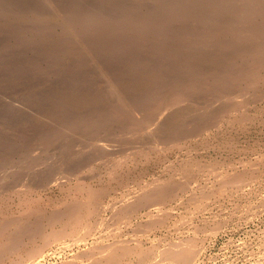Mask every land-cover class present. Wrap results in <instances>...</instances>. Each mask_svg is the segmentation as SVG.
Instances as JSON below:
<instances>
[{"label": "rangeland", "instance_id": "obj_1", "mask_svg": "<svg viewBox=\"0 0 264 264\" xmlns=\"http://www.w3.org/2000/svg\"><path fill=\"white\" fill-rule=\"evenodd\" d=\"M79 178L109 189L80 238L63 225ZM154 187L161 204L118 220ZM0 205V229L39 227L0 264H90L124 239L147 253L119 264H264V0H0Z\"/></svg>", "mask_w": 264, "mask_h": 264}, {"label": "bare ground", "instance_id": "obj_2", "mask_svg": "<svg viewBox=\"0 0 264 264\" xmlns=\"http://www.w3.org/2000/svg\"><path fill=\"white\" fill-rule=\"evenodd\" d=\"M263 38V37H262ZM243 42V41H242ZM235 62V61H234ZM223 74V73H222ZM231 74V73H230ZM218 75V74H217ZM219 76V75H218ZM221 76V75H220ZM223 76H224V74H223ZM222 78V77H221ZM198 87V86H197ZM193 88V87H192ZM195 88V87H194ZM190 89V88H189ZM186 90V89H185ZM188 90V89H187ZM108 106H110V105H108ZM127 106V105H126ZM136 107V106H135ZM134 107V108H135ZM161 107V106H160ZM116 109V108H115ZM111 110V109H110ZM113 110V109H112ZM93 115V114H92ZM127 117V116H126ZM124 118V117H123ZM102 122V121H101ZM117 122V121H116ZM243 130V129H242ZM132 131V130H131ZM230 136V135H229ZM129 146V145H128ZM139 147V146H138ZM135 149V148H134ZM248 149V148H247ZM137 151V150H136ZM144 153V152H143ZM141 153H139V155H140ZM131 155H132V153H131ZM190 155H192V154H190ZM135 156V155H134ZM141 157V156H140ZM164 157V156H163ZM191 157V156H190ZM136 158V157H135ZM180 161V160H179ZM182 161V160H181ZM201 161V160H200ZM190 162H191V160H190ZM173 163V162H172ZM197 162H193V163H189V165H187V166H184L185 168L183 169V175H182V177H183V179L184 178H187L188 179V177L190 176V177H192V175H190V174H192L193 173V170H195L194 172H196V174L198 173V170H201V165H199V163H201V162H199V163H197ZM188 164V163H187ZM252 164V163H251ZM113 165V164H112ZM191 165H193V166H191ZM216 165V164H215ZM137 166V165H136ZM183 166V165H182ZM200 166V167H199ZM203 166H205L206 167V165H203ZM211 165L209 164V167H210ZM109 167H111L110 165H109ZM165 167V166H164ZM114 168V167H113ZM113 168H111V169H113ZM206 168H208V166L206 167ZM109 169V168H108ZM111 169H109V170H111ZM215 169V167H211L210 168V171H212V173H215L216 171L214 170ZM219 169V168H218ZM117 170V169H116ZM236 170V169H235ZM113 170H111V172H112ZM115 171V170H114ZM179 171V170H178ZM203 171H204V169H203ZM181 172H182V170H181ZM180 172V173H181ZM113 173V172H112ZM206 173V172H205ZM219 173V172H218ZM234 173V172H233ZM111 174V173H110ZM114 174V173H113ZM196 174H194V175H196ZM118 175H119V171H118ZM217 177H218V179H219V181H221V185H225V184H227V182H229L227 179V177H225V175L226 174H224V175H222V174H215ZM107 176V175H106ZM115 176H117V174L115 175ZM172 176V175H171ZM181 176V175H180ZM188 176V177H187ZM229 176V175H228ZM122 177V176H121ZM110 178V177H109ZM171 178V177H170ZM175 178V177H174ZM194 178V177H193ZM230 178H232V177H230L229 176V179ZM127 179H128V177H127ZM157 179V178H156ZM187 179H185V181L186 182H188L187 181ZM205 179V178H204ZM172 180V179H171ZM113 181V180H112ZM160 181V180H159ZM193 180H191V182H192ZM135 182H137V181H135ZM185 182V183H186ZM195 182H196V180H195ZM76 184H75V189H73V190H76V192H80L81 194H83L84 196H86V199L83 201V202H79V203H75L73 206L72 205H70V206H67V208L65 209V216H66V223H65V219H64V222L63 221H61V222H63V225H64V229L66 228V226H70L71 228V230H73V228H78V226H79V235H78V237L80 238V237H82V236H80L81 235V233H89V231L91 230V228L89 227V225H86V222L88 221L87 220V217L86 216H88V215H91L92 213H94L93 211H95V208H94V206L97 204V205H100V203L102 202V197H103V194L105 193V192H108V190H107V187H105V186H102V187H91V186H85L84 184H83V181H81L80 180V178L77 180V182H75ZM139 183H140V181H139ZM154 183H157V181L156 182H154ZM169 183V182H168ZM180 183H182V182H180ZM189 183V182H188ZM132 184V183H131ZM148 184H150V183H148ZM22 185V184H21ZM25 185V184H24ZM70 185V184H69ZM139 185H141V184H139ZM171 185V184H170ZM183 185V184H182ZM181 185V186H182ZM133 186V185H132ZM183 186H185V185H183ZM192 186V185H191ZM26 187V186H25ZM24 187V188H25ZM28 187V186H27ZM145 187V186H144ZM153 187V186H152ZM217 187V186H216ZM231 187V186H230ZM20 188V187H19ZM22 188V187H21ZM110 188H112V186L110 187ZM147 188V187H146ZM205 188V187H204ZM213 188V187H212ZM23 189V188H22ZM27 188H25V190H26ZM115 189V188H114ZM134 189V188H133ZM140 189V188H139ZM138 189V190H139ZM145 189V188H144ZM166 189V188H165ZM183 189H185V188H183L182 187V190ZM193 189V188H192ZM196 189V188H195ZM202 189V188H201ZM222 189V188H221ZM224 189V188H223ZM20 190V189H19ZM24 190V191H25ZM119 190V189H118ZM142 190V189H141ZM168 190H170V188L168 189ZM181 190V191H182ZM203 190V189H202ZM208 190H210V189H208ZM207 190V191H208ZM37 191V190H36ZM120 191V190H119ZM128 191V190H127ZM201 191V190H200ZM212 191V190H211ZM21 192H22V190H21ZM30 192V191H29ZM35 192V191H34ZM138 192V191H137ZM28 193V192H27ZM27 193L26 194H24V195H27ZM128 193V192H127ZM126 193V194H127ZM174 193H176V192H174ZM182 193V192H181ZM201 193H202V196H204L203 195V193H205L204 192V190L203 191H201ZM207 193V192H206ZM122 194V193H121ZM138 194V193H137ZM136 194V195H137ZM166 194H167V192H166V190H162V189H160V188H156V187H154V189L152 188V191H150V190H145V191H142L140 194H139V196L137 197V196H135L134 197V200H132L131 199V197L129 198V200H127L126 202V206L127 207H125V206H122V208H120V209H122L121 211V214L119 215L118 214V216H120L119 218H118V220L119 221H121V219L122 220H125V221H130V218H131V216H133L134 215V212H136V210L140 207V206H147L148 204V206H152V205H155V204H161L160 203V200H163L162 199V197H166ZM198 194V193H197ZM197 194H193L192 195V197L190 198V200L193 202V204H196L195 206H197L196 208H199L200 207V205H199V198H198V196H197ZM20 195V194H19ZM106 195V194H105ZM111 195V194H110ZM169 195V194H168ZM167 195V196H168ZM180 195V194H179ZM21 196H23V195H21ZM129 196V195H128ZM20 197V196H19ZM31 197V196H30ZM137 197V198H136ZM18 198V197H17ZM67 198V197H66ZM82 198V197H81ZM126 198H128V197H126ZM136 198V199H135ZM9 199V198H8ZM25 199V198H24ZM47 199H49V198H47ZM119 199V198H118ZM39 200V199H38ZM37 199H35L34 197L33 198H30V199H27V201H26V203H27V209H26V211L25 212H27V215H29V214H34V213H39V207H37L38 205H37V201H38ZM83 200V199H82ZM203 200V199H202ZM64 202V201H63ZM165 202V201H164ZM201 203V202H200ZM81 204H86V205H83V206H85V211H83L82 212V209H84L83 207L82 208H79V207H81ZM112 204V203H111ZM143 204V205H142ZM163 204V203H162ZM7 205H9V204H7ZM23 205V204H22ZM69 205V204H68ZM123 205V204H122ZM0 206H2V205H0ZM21 206V205H20ZM24 206V205H23ZM57 206V205H56ZM100 206H102V205H100ZM160 207H161V205H159ZM123 207H125L124 209H123ZM159 207V208H160ZM3 208H5V207H3ZM3 208H0V209H3ZM36 208H38L37 210V212H35L36 211ZM79 208V209H78ZM93 208H94V210H93ZM150 208V207H149ZM7 209V208H6ZM114 209V208H113ZM119 209V210H120ZM162 209V208H161ZM168 209V208H167ZM98 210V209H97ZM116 210V209H115ZM114 210V211H115ZM21 211H23V209L21 210ZM99 211V210H98ZM112 211V210H111ZM42 213H43V211H41ZM167 212V211H166ZM59 213V212H58ZM97 213V212H96ZM10 214V213H9ZM35 214V215H36ZM86 214V215H85ZM5 215V214H4ZM16 215V214H15ZM18 215H20V214H18ZM50 215H52L53 217L51 218V219H55V216H54V214H50ZM99 215V214H98ZM153 215V214H152ZM158 215V214H157ZM59 218H60V216L59 215H57ZM63 216V215H62ZM113 216V215H112ZM111 216V217H112ZM117 216V215H116ZM117 216V217H118ZM151 216V215H150ZM30 217V216H29ZM45 217V216H44ZM57 217V219L59 220V218ZM88 217H90V216H88ZM92 217V216H91ZM114 217V216H113ZM14 218H16V217H14ZM47 218H49V216L47 217ZM63 218V217H62ZM159 218V217H158ZM20 219H22V218H20ZM27 219H29V218H27ZM50 219V220H51ZM96 219V218H95ZM132 219V218H131ZM157 219V218H156ZM156 219H155V221H156ZM160 219H161V217H160ZM6 220H8V219H6ZM15 220V219H14ZM49 220V221H50ZM57 220V221H58ZM117 220V219H116ZM159 220V219H158ZM157 220V221H158ZM165 220V219H164ZM163 220V221H164ZM166 220H167V218H166ZM48 221V220H47ZM56 221V220H55ZM86 221V222H85ZM150 221V220H149ZM100 222V221H99ZM98 222V223H99ZM5 223V222H4ZM7 224H4V225H2L1 226V229L0 230H2V228L4 227V228H7L8 226L9 227H16L17 229L14 231V232H12V234L11 235H7V234H9V232L10 231H8V233H6L5 231H1L0 232V253H5L6 254V252H8V251H15L16 250V243L18 242V241H21V235H24L25 233L29 236V238H32V235H33V233H36L37 232V230L39 229V227H38V229L36 230V232H34L33 230H35L36 229V227H35V229H31L32 227H29L28 225H26L25 223H21V222H19L18 221V219L16 218V221H9V222H6ZM35 223V222H34ZM59 223H60V221H59ZM89 224H90V222H88ZM87 223V224H88ZM162 223V222H161ZM60 224H62V223H60ZM66 224V225H65ZM79 224V225H78ZM114 224V223H113ZM126 224V223H125ZM36 225V224H35ZM145 225H148V223L147 224H145ZM144 225V226H145ZM37 226V225H36ZM62 226V225H61ZM87 226L90 228V230H89V228H87ZM90 226H91V224H90ZM96 226H97V224H96ZM101 226V225H100ZM152 226V225H151ZM168 226V225H167ZM43 227V226H42ZM63 227V226H62ZM92 227V226H91ZM146 227V226H145ZM51 228V227H50ZM102 228V227H101ZM115 228V227H114ZM132 228V227H131ZM148 227H146L145 229H147ZM45 229V228H44ZM55 229V228H54ZM58 229V228H57ZM63 229V228H62ZM62 229H61V231H62ZM76 229H75V231L74 232H76ZM53 230V229H52ZM59 230V229H58ZM67 230V229H66ZM149 230V229H148ZM42 231V230H41ZM61 231L59 230V234L61 233ZM32 232V233H31ZM43 232V231H42ZM42 232H40L41 234H42ZM55 232V231H54ZM73 232V233H74ZM120 232V231H119ZM145 232V231H144ZM148 232V231H147ZM146 232V233H147ZM23 233V234H22ZM52 232H49V234L47 235H45V237L46 238H51V236H53V234H54V237L57 239V232H55V233H57V234H55V233H53V234H51ZM115 233V232H114ZM62 234H64V233H61L60 234V236L62 235ZM82 234V235H83ZM85 235V234H84ZM83 235V236H84ZM90 235V234H89ZM98 235V234H97ZM116 235V234H115ZM27 236V237H28ZM57 236V237H56ZM73 236V235H72ZM20 237V239H17V238H19ZM70 237V236H69ZM23 238V237H22ZM46 238H43V239H46ZM52 239H53V237H52ZM82 239V238H81ZM123 239V238H122ZM191 239V238H190ZM35 239H33V241H34ZM47 240V239H46ZM49 240H51V239H49ZM48 240V241H49ZM182 240V239H181ZM47 241V242H48ZM68 241V240H67ZM78 241V240H77ZM81 241V240H80ZM141 241V240H140ZM183 241V240H182ZM44 242V241H43ZM76 242V241H75ZM79 242V241H78ZM138 242V241H137ZM176 242V241H175ZM180 242V241H179ZM20 243H22V242H20ZM19 243V244H20ZM33 243H35V242H33ZM68 243H70V242H68ZM19 244H17V245H19ZM98 245V244H97ZM97 245H96V247H94V248H98L97 247ZM103 245V244H102ZM16 246V247H15ZM47 246V245H46ZM105 246V245H104ZM101 247V246H100ZM39 248H41V247H39L38 245L36 246L35 244H34V246L33 247H31L30 248V250H29V258H34L35 256H36V254H38L39 252H38V250H40ZM43 248V247H42ZM93 248V249H94ZM102 248V247H101ZM147 248V247H146ZM29 249V248H28ZM161 249V248H160ZM8 250V251H7ZM19 250H20V248H19ZM146 249L142 246V244H140V242H138V243H135V244H130L129 242H127L125 239L124 240H115L113 243H108L105 247H103L102 249H100L98 252L100 253L99 254V256H96V255H93V256H91V259H92V261L90 262V264H119V260L123 257V259H124V257H126V256H133V255H135V254H138V255H140V256H142V255H144V253L146 252L145 251ZM156 250V249H155ZM168 250V252H169V258L171 259L172 258V260H175V262H179V260L180 261H186L187 262V260L188 259H190V258H192V256L194 255V254H196V252H197V248H196V245L194 246L193 245V243L192 242H185L184 241V243H172L170 246H169V248L167 249ZM165 251V250H164ZM18 252V251H17ZM16 252V253H17ZM43 252V251H42ZM97 252V253H98ZM154 252V251H153ZM166 252V251H165ZM10 253V252H9ZM14 254H15V252H13ZM12 253V254H13ZM44 253V252H43ZM91 253H93V252H91ZM147 253V252H146ZM1 255V254H0ZM41 255V254H40ZM3 256V254L1 255V257ZM155 257V256H154ZM160 257V256H159ZM127 258V257H126ZM125 258V259H126ZM144 258H146L145 256H144ZM153 258V257H152ZM129 258H127V260H128ZM147 259V258H146ZM149 259H151V258H149ZM155 259V258H154ZM145 260V259H144ZM143 260V261H144ZM178 260V261H177ZM142 261V260H141ZM164 261V260H163ZM120 262H121V260H120ZM140 262V261H139ZM147 262V261H146ZM157 262V261H156ZM167 262V261H166ZM168 262H169V260H168ZM170 262H171V260H170ZM169 262V263H170ZM168 263V264H169ZM184 263V262H183ZM182 262H180V264H183ZM5 264V263H4ZM73 264V263H72ZM156 264V263H155ZM172 264H173V262H172Z\"/></svg>", "mask_w": 264, "mask_h": 264}]
</instances>
